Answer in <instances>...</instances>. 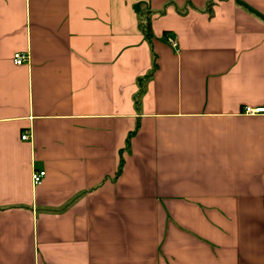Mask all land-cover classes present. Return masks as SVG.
Returning <instances> with one entry per match:
<instances>
[{"label": "crops", "instance_id": "obj_1", "mask_svg": "<svg viewBox=\"0 0 264 264\" xmlns=\"http://www.w3.org/2000/svg\"><path fill=\"white\" fill-rule=\"evenodd\" d=\"M244 107L264 0H0V264H264Z\"/></svg>", "mask_w": 264, "mask_h": 264}, {"label": "built area", "instance_id": "obj_2", "mask_svg": "<svg viewBox=\"0 0 264 264\" xmlns=\"http://www.w3.org/2000/svg\"><path fill=\"white\" fill-rule=\"evenodd\" d=\"M167 44L172 48L176 53H179L178 50V45L177 41L173 37H166ZM28 61V57L26 54L23 53H15L13 55V63L15 65H22L25 62ZM242 113L248 116H254L258 114H264V108H256V109H251L250 107H244L242 110ZM21 140L25 141L28 140V136L24 134L21 136ZM45 173L44 172H34L32 174V184L33 185H39L41 183L42 178L44 177Z\"/></svg>", "mask_w": 264, "mask_h": 264}, {"label": "trees", "instance_id": "obj_3", "mask_svg": "<svg viewBox=\"0 0 264 264\" xmlns=\"http://www.w3.org/2000/svg\"><path fill=\"white\" fill-rule=\"evenodd\" d=\"M141 28H142V31H143L145 37L149 40L151 38L149 21L145 20V23L141 26ZM154 67H155V65L153 63V70H154ZM141 90H142V87H141ZM127 144H128V142H127Z\"/></svg>", "mask_w": 264, "mask_h": 264}]
</instances>
